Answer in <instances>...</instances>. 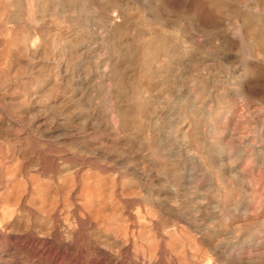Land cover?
Wrapping results in <instances>:
<instances>
[{
    "label": "rangeland",
    "instance_id": "obj_1",
    "mask_svg": "<svg viewBox=\"0 0 264 264\" xmlns=\"http://www.w3.org/2000/svg\"><path fill=\"white\" fill-rule=\"evenodd\" d=\"M148 1L150 2V0H146L147 3L145 6L138 7L146 10V12H152L155 16L159 15L164 20H168V22L171 21V24L169 25L177 24L179 27V36H181V38H185L187 40V44L190 46L188 54H197L198 57L202 54H206L207 58L210 60L209 61L207 59L208 61L205 60V62L202 60H198L199 62L195 61L193 64L194 66L192 65L189 67V69H186L184 74L187 75L186 77L190 82L185 81L186 85L184 83L178 93L173 95L175 101H185L186 98L189 95H192L193 92V95L196 94L197 96H195L196 99L194 104H191L193 109H197L199 106V109H202V107L205 105L203 110L207 109L206 112H210V109L211 112L215 111V113H217L221 107L224 110V115H222L223 117L216 115L219 119L216 118V120H212L214 122L218 121L219 124L217 122L215 123L218 125V127L214 124V122L211 124V121V125L204 123V125H200L202 127L198 126L201 129L197 127L196 132L194 130L191 134H189L190 142L196 143V145H198L199 148H202V150L205 149V152H208L209 154V158L207 154L205 155L206 161L199 163L195 159H188V157H185L187 154L182 147H173L172 151L176 154L168 160V168L166 167L161 169V171H158L161 174H159V177H157L152 175L156 172L154 169L150 168V157H146V155L144 156V153H142L144 150L142 144L145 142L146 138L154 139L155 134L153 135L152 132H150L151 134L148 133L145 135L131 132L129 133L128 129L131 130L132 124V121L129 118L122 117L123 120L120 122V127L123 129V131L126 129L124 132H127L123 138H119L120 140L113 139V141L110 142L109 137H112L110 133L105 131L99 133L89 131L87 132L86 129H83L82 131L79 130V133L76 135L72 136L71 134L70 136H65L62 134L66 133L64 129L60 130L63 128V124L61 127L59 118L53 116V113L55 114L54 110H56V105L47 110V115L44 109V119L42 122H39L41 124H37V116L34 117V115L31 114H28V116L26 114L24 115L22 114V109L15 110V112L13 109H11V106L6 103V98L2 95V93H0V264H176L177 256L175 253L177 251H171L170 246L173 245L174 242H178V239H181L184 242L199 241L201 243H207L208 245L213 243L218 248H216L215 252L218 253L219 251V253L218 255L216 253H213L214 255L211 254L212 256L209 255L208 259H210L205 261L207 262L206 264H264V229L261 228V226L264 228V225H262L264 222V56L263 53L262 55L260 53L264 50L261 51L260 47L258 49V46H255V44L251 41H254V38L256 37L258 38V33L260 31L262 32L264 29V0H217L216 4L218 5L213 3L215 8L217 7L220 9V5L223 3V6L225 7L224 9L222 6L223 8L218 11L220 16L218 13H216L217 10H214L215 8L212 5L211 0H159L158 5L157 2L154 6L152 5L153 8L156 6L155 8L159 10H157L158 12L155 8V10L151 9L152 6L151 4L148 5ZM195 1L197 3L199 1V3L197 4ZM218 1H220V4ZM230 1L233 2L230 3ZM236 2H239V4ZM231 5L232 7H235L236 5L237 6L235 8H230ZM191 8H193L195 11L192 12L193 9ZM200 8L202 10L204 9L203 14L198 13ZM207 8L211 9V11H214H212V15L209 12L210 10ZM255 8L258 10V12L255 10ZM163 9H165L166 12ZM227 10L230 12V14H228ZM234 10L236 12H233ZM243 10V14L250 13L249 15L252 16L254 14L255 19H250L251 22H248L247 26L246 24L242 23L243 21H241L242 18L240 15ZM207 11L209 15L207 14ZM254 11L257 12V15H255ZM231 12L234 14L236 13L237 17H235L236 14L235 16L233 14V17L228 16L231 15ZM214 13H216L218 17ZM165 16H169L170 18H166ZM257 17H260L259 21H261L260 24H257L260 26L262 23V27L257 25L259 27L257 28L260 30L255 28L254 22H256L255 20H257ZM251 23H253V27L250 26ZM232 24H234V26ZM62 25L63 26L61 27L64 28L63 30L61 28V31L63 32L64 38L68 40L67 43L74 44L72 42L76 40V36L73 34V28H71V26L69 27L70 24L68 23L67 25L66 23ZM249 26L251 28H249ZM237 27H240L241 29H238ZM234 28H236V30ZM247 28L251 31H248ZM254 28L259 32H256ZM67 30H69L71 33ZM233 30L236 31L235 33L237 34H233ZM238 30L241 32H238ZM209 31L211 33H209ZM247 34L248 36H245ZM249 34L253 39L249 37ZM239 36L242 38H239ZM215 38L220 39L215 40ZM245 38L247 40L251 38L250 41L248 40V45V41ZM260 39L261 38H258V40ZM243 41H246V43ZM102 42L103 41L98 43L99 45L95 47V53L99 56L105 55L107 50V48H105L106 41L103 42V45ZM101 45L104 46L103 49ZM204 46L209 50H207ZM201 49L202 51L205 50L203 51L204 53L201 51ZM255 49H258V51ZM97 50H100L101 52H97ZM211 50H213V52ZM214 54L216 55L213 56ZM255 55H257V58ZM260 55L263 58L260 57ZM200 63H204L202 65H205V69ZM201 67L204 70H200ZM196 68L199 71H197ZM174 71H176V69ZM181 73L183 74V72ZM190 76H194V79L190 78ZM193 80L194 82H192ZM72 82L73 80H69L68 83L62 84V89L69 90V86L72 85ZM191 82L194 85H190L189 83ZM198 85L205 89H201V91L199 89L201 87ZM96 87L97 86L95 85L93 86L89 84L86 86V90L90 96H94H92V98H94V101L96 100V103L99 104L101 102L99 107L102 110L109 111L111 106L106 102L107 99L105 96L99 97L104 95L103 93H100L99 91L100 95H97L98 89ZM164 87V91L162 89L161 92L164 94L168 93L170 90L169 86L166 85ZM139 88H141V86H139L138 89ZM196 90L199 92H197L198 95L197 93H194ZM218 91L222 92H219V94ZM223 93H225V95ZM221 99H223V102L220 101ZM153 101V99H148L145 105L146 107L144 113L146 112L147 114H150L158 108V105L155 103V101ZM196 103L197 105H195ZM216 103L220 104L217 105ZM222 103L224 105H222ZM148 108L151 112L148 110ZM216 109L218 110L216 111ZM227 109H231V111ZM20 113L21 115H18ZM146 113L143 114L144 118H146ZM20 116L22 117L20 118ZM224 116H227L226 119H224ZM29 117L32 121L29 120ZM228 118H230L231 121L228 120ZM43 121L46 122L47 126ZM48 123H51V125ZM122 123L125 125L124 127H122ZM58 124L60 128L58 127ZM44 125L45 127H42ZM212 130H216L218 132H213ZM80 131L83 133L81 134ZM198 131H201V133ZM209 131L213 133L209 135ZM96 134L98 136H94ZM129 134L130 136H128ZM41 135L43 137L45 136V139H42ZM192 135L197 139L195 137L193 138ZM49 136H52L54 139H49L52 138ZM133 136L137 138H134ZM143 136L147 137L145 138ZM209 136H211V138ZM46 138L48 139L46 140ZM125 138H128L130 141V147H128L131 149L130 152L133 151V155L132 153L128 152L129 150L126 151L125 149L124 152L122 151L124 154L120 156V154L115 151L120 150L114 149L112 147V145H115V147L120 144L122 145V140ZM206 138H210L212 141L209 139L207 140ZM214 138H218V142L215 140L213 142ZM136 140L139 141L137 142ZM73 141H76L74 143L77 145V147H75L74 143H72ZM99 141H102V143ZM201 141L206 144V146L207 144L209 145L206 147ZM103 142L106 144L108 143V145ZM98 143H100L99 147L97 145ZM109 143H111V145ZM113 143H116L117 145ZM69 148H71V150ZM88 148L89 151L86 150ZM135 148L137 154L134 153V150H132ZM71 151H73V153ZM93 152H95L96 155ZM101 152L103 154L105 153L103 157L106 155L107 156L105 158H101ZM163 152L165 154L167 153V155H171L169 151ZM67 156L69 158H67ZM115 158H117L118 161L115 160ZM131 162L134 164V166ZM212 162L214 164H212ZM125 163H127V166ZM55 164L58 166L57 168ZM140 164H144L145 166H141ZM211 164L212 166L214 165V168L211 167L213 169H210ZM204 165H207L208 167ZM76 166L80 167H78L79 170L75 176L76 179H72V177H70V170L77 168ZM53 169L56 170L54 171ZM145 169H147V172L150 170V172L147 174ZM202 170L205 171L203 172ZM213 170L215 171L213 172ZM170 171L174 172L175 175H181L182 173L184 177L187 176L186 179L188 180L185 181L184 179L183 181H176L175 178L172 179ZM177 171L180 173L178 174ZM144 172L146 173L144 174ZM228 172H231L232 175ZM209 174L214 176H210ZM147 175H150L148 181L145 180ZM195 179H197V181H194ZM199 180L200 182L198 183ZM163 181H168L169 183ZM152 183L154 185L158 184L153 186L155 189L152 187ZM160 184L162 186H160ZM186 186H192L190 190L194 189L195 191L192 190L193 192L191 195L186 193ZM165 187L167 188L165 189ZM94 190L96 191L94 192ZM147 192L150 195H157V192H159L158 205L160 206L154 207V205L145 203L143 198L148 195ZM183 195H187V200H189L187 202H189L190 206L194 204L191 209H188V213H186V215L194 216L196 219L194 220L195 223H198L199 225H209V231L207 230L206 233L199 235V230L194 229L193 227L195 224L194 221L190 222L189 220L170 214L169 206H165L170 198L172 199V197H176L180 199L183 198ZM219 196L221 198L218 200ZM235 198H237V202L241 201V198L243 201L237 203ZM206 199H208L209 202ZM227 201H230L231 203ZM242 202L244 205H241ZM246 202L250 204H246ZM237 204L239 205L237 206ZM225 205L227 207H225ZM235 206H237V214L234 213L233 207ZM211 208L213 210L212 212ZM245 210L248 213H246ZM255 210L258 211L255 212ZM230 211L233 215L230 213ZM228 213H230L233 217H231ZM195 214L198 217L195 216ZM225 214L227 217L224 216ZM218 215H220V218ZM214 217L215 220L213 219ZM225 218L230 220L226 221ZM251 218L253 221H251ZM258 218L259 220H257ZM243 221H245V224L247 225H244ZM238 222L242 223H240L242 226H238L239 228H237V225H239ZM213 223L216 224L214 225ZM256 223L257 225H255ZM240 227L243 228L241 229ZM251 229L252 231L254 230L253 233ZM244 230L248 231L249 233L247 234V232ZM211 237L212 239H210ZM233 243H236L235 245L237 246L235 247ZM154 246L157 247V249L155 248L157 252L154 250ZM249 248L251 250H249ZM252 250H255L256 253H254L255 251L253 252ZM259 257H261V260ZM248 258H251V261Z\"/></svg>",
    "mask_w": 264,
    "mask_h": 264
},
{
    "label": "bare ground",
    "instance_id": "obj_2",
    "mask_svg": "<svg viewBox=\"0 0 264 264\" xmlns=\"http://www.w3.org/2000/svg\"><path fill=\"white\" fill-rule=\"evenodd\" d=\"M158 1L159 0H150V2L148 1L149 2L148 5L151 4V6L152 5L154 6L156 4V2L158 5ZM200 1H202V0H200ZM216 1L217 0H211L212 5H213V3L216 4ZM220 1H223V0H220ZM220 1H218L219 4H220ZM231 2H233V1H230V3ZM146 3H147L146 0H0V93H2V95L6 98V100H5L6 103H8L11 106V109H13L14 111L18 110V109H20V110L22 109V114H24V115L26 114L28 116V114H31V115H34V117L37 116L38 117L37 124L39 122H42V120L44 119V117H43L44 113L46 112V115H47V110L51 109L54 105H56V108H55L56 110H54L55 114L53 112L52 113H53V116H56L59 118V123L61 124V127L63 124V128L60 130L64 129V131L66 133H62V134L65 136L66 135L70 136L71 134H72V136L76 135L79 133V130L82 131L83 129L84 130L86 129L87 132L89 131V132H94V133L95 132L99 133V132L105 131V132H108L112 135V137H109L110 142H112L113 139L118 140L119 138H123V136L126 135L127 131L124 132L126 130L125 128H124L125 130L123 131V129L120 127V125H121L120 122H122V120H123L122 117L129 118L132 121L131 130L128 129L129 133L131 132V133H135V134L138 133L141 135H145V134L152 132L153 135L155 134L154 139H149V138L147 139L146 138L147 136H143L146 138V140L143 144L141 142L140 143L142 144V146L144 148V150L142 152V153H144V156L146 155V157H150L149 158L150 159V166H151L150 168L154 169V171L156 172L155 174H152V175L159 177V174H161V173H159L158 171H161V169L166 168L169 164L168 160L171 159L176 154L172 151L173 147H176V148L182 147L185 150V153L187 154L185 157H188V159L189 158L195 159L199 163L206 161L205 155H207L208 152L206 153L205 149L202 150V148H199L198 145H196V143L190 142L189 134H191L192 131H194V130L196 132V129L198 126L204 125V123L210 124V122L212 120H214V119L216 120V118H218V116H216V115H219L220 117L222 115H224V110L222 109V107L219 108V106H218L219 111L217 113H215V111L211 112L210 109H209L210 112H206L207 109L203 110V107L205 105L202 107V109H199L200 106L197 109H193L191 104L192 103L194 104V101L197 97L196 94L193 95V92H192V95H189L185 101H175V98L173 95L175 93H178V91L181 89L182 85L184 83L186 85V82L189 81V79L186 77L187 75L184 74L185 73L184 71L186 69H189V67H191L195 63V61L202 60L205 62V60H207L208 58H207L206 54L201 55V53H200L201 56H199V57L197 56V54L196 55H189L188 50L190 49V46H189V44H187V40L185 38H181V36H179L178 25L177 24L169 25V24H171L170 23L171 21L168 22V20H164L163 18H161V16H159V15L155 16V15H153L152 12H146V10L138 7V6L143 7L146 5ZM196 3H194V4H196ZM198 3H199V1H198ZM223 4L220 5L221 8L224 7ZM237 4H239V2ZM216 5H218V4H216ZM228 5H230V4H228ZM153 6L151 9L152 10L156 9V11H157L158 9L155 8L156 6L154 7L155 9L153 8ZM204 6H205V4H204ZM225 6H227V5H225ZM256 6H257V4H256ZM233 7L231 5L230 8H233ZM165 8H167V7H165ZM201 8L198 10L199 14H203L204 9L202 10ZM214 8H215V6H214ZM216 8L214 10L215 11L217 10L216 13H218V11H220L221 8L220 9H218V8L216 9ZM261 8H263V7H261ZM191 9H193V8H191ZM224 9H225V7H224ZM224 9H222V10H224ZM244 9H245V7H244ZM163 10L165 11V9H163ZM208 10H210L209 12L212 15L213 10L212 11H211V9H208ZM228 10H231V9H228ZM228 10H227V12H228ZM255 10H257V9L255 8ZM194 11L195 10L193 9L192 12H194ZM233 12H236V11L234 10ZM233 12H231V15H228V16L233 17V14H234ZM257 12H258V10H257ZM257 12L254 11L255 15H257L256 14ZM216 13H214V14L216 15ZM243 13H244V10L240 15V17L242 18L241 21H243L242 23L246 24V26H247L248 22H251L250 19L251 20L255 19L254 14L252 16V15H249L250 13L249 14H247V13L243 14ZM207 14H208V11H207ZM222 14H223V12H222ZM228 14H230V12H228ZM235 14H234V16H235ZM260 14H261V12H260ZM218 15H219V13H218ZM218 15H216V16L218 17ZM167 17H169V16H167ZM227 17H225V18H227ZM235 17H237V14ZM211 19H212V17H211ZM228 19H230V18H228ZM259 19H260V17H257V20H255L256 22H254L255 28H257L259 26L257 23L260 24V22H261V21H259ZM64 23H66V25H67V23L70 24L69 27L71 26V28H73L72 29L73 34L76 36L75 37L76 40L74 42H72L74 44H68L67 43L68 40H66L64 38L63 32L61 31V28H62V30L64 28V27H61V26H63L62 24H64ZM225 23H227V22H225ZM252 24L253 23H251L250 26L253 27ZM232 25L234 26V24H232ZM261 25H262V23H261ZM241 26H244V25H241ZM250 26H249V28H251ZM234 29L236 30V28H234ZM254 29H252V30H254ZM214 30H215V28H214ZM258 30H260V29H258ZM258 30H256V32ZM67 31H69V30H67ZM225 31H224V33H225ZM228 31H230V30H228ZM248 31H251V30L248 29ZM205 32H207V31H205ZM216 32H217V30H216ZM235 32L236 31L233 30V34ZM238 32H241V31L238 30ZM253 32H255V31H253ZM260 32L258 33L259 35H257L258 38H261L260 40H258L257 37H256L257 39L254 38V41L251 40L252 37L250 36V34H249V37H251V38L248 40L249 41L251 40L255 44V46H258V49L260 47L261 51H262V50H264V29L262 30L261 33ZM209 33H211V32L209 31ZM249 33H252V32H249ZM203 34H205V33H203ZM235 34H237V33H235ZM65 35H67V34H65ZM245 36H248V34ZM254 36H255V34H254ZM260 36H262V37H260ZM71 37H72V35H71ZM220 38H218V39H220ZM239 38H242V37L239 36ZM216 39L217 38H215V40ZM237 39H238V37H237ZM101 41H103V42L106 41L105 48H107V50L104 48L106 50V54L103 56L102 55L99 56L95 53V47H97V45H99L98 43H100ZM249 41L247 42V45H248ZM103 42H102V45H103ZM208 42H209V40H208ZM243 42L246 43V41H243ZM211 43H209V44H211ZM103 47L104 46H102V49H103ZM216 48H217V46H216ZM206 49L209 50L208 48H206ZM258 49L257 50L255 49V50L258 51ZM98 51H100V50H97V52ZM201 51H202V49H201ZM203 51H205V50H203ZM211 51L213 52V50H211ZM217 53H219V52H217ZM260 53H261V55L263 53V56H264V51H262ZM256 54H258V53H256ZM215 55L216 54H214L213 56H215ZM261 55H260V57H262ZM255 57L257 58V55H255ZM263 60H264V58H263ZM200 64L202 65L204 63H200ZM208 64H209V62H208ZM204 67H205V65L203 66V68ZM203 68L201 67V69L200 68L199 69L202 70ZM175 69H176V71H174ZM196 70H197V68H196ZM197 71H199V70H197ZM181 72H183V74ZM188 74H189V72H188ZM193 77L190 76V78H193ZM69 80L70 81L73 80L72 85L69 86V90H67L66 87H65L66 90L62 89L61 85L64 83H68ZM203 80H205V79H203ZM192 82H194V80ZM192 82L189 84L190 85L193 84ZM89 84L93 85V86L94 85L97 86L96 87L98 89L97 95L99 94V91H100V93L104 94L101 96H99L100 95L99 94L98 96L99 97L105 96V98L107 99L106 102L111 106L109 111L102 110L99 107V104L101 102L99 104L96 103L95 102L96 100L94 101L93 100L94 98H92L93 95L91 94L92 96H90V94H88V92L86 90V86H88ZM166 85L169 86L170 90L168 93L164 94L161 91H162L163 87ZM195 85H196V83H195ZM139 86H141V88L138 89ZM198 86H200V85H198ZM187 89H188V87H187ZM199 89L201 90V89H205V88L201 87ZM233 90H235V89H233ZM236 90H237V88H236ZM163 91H164V89H163ZM197 92H198V90H196V92H194V93H197ZM213 92H215V91H213ZM219 92L221 93L222 91H218V93ZM198 93H197V95H198ZM223 94L225 95V93H223ZM236 98H238V97H236ZM148 99H151V100L153 99L155 101V103L158 105V108L156 106H154L157 109L155 111H153L152 113H150L151 111L148 108V110L150 111V112L149 111L148 112L150 114H147L145 112L147 115H146V118H144L143 114H145L144 110H145V107H146L145 105H146ZM222 100L223 99H221L220 101H222ZM217 102H219V101H217ZM219 104H217V105H219ZM195 105H197V103ZM222 105H224V104L222 103ZM44 109H45V112L43 111ZM217 110L218 109H216V111ZM227 110L231 111V109H227ZM9 111H11V110H9ZM18 115H21V113ZM228 115H230V114H228ZM22 116H20V118ZM226 117L227 116H224V119H226ZM30 119L31 118L29 117V120ZM208 119H209V121H208ZM228 120H230V118H228ZM30 121H32V120H30ZM43 122H45V121H43ZM213 122L214 121H212L211 124ZM216 122L218 123V121H216ZM216 122H214V124ZM19 123H21V122H19ZM51 123L50 124L48 123V124L51 125ZM39 124H41V123H39ZM45 124H46V122H45ZM49 125H48V127H49ZM122 125H123V123H122ZM215 125L218 127L217 124H215ZM215 125H214V127H215ZM46 126H47V124H46ZM124 126L125 125H123L122 127H124ZM42 127H45V125ZM48 127H47V129H48ZM58 127H59V124H58ZM200 127H202V126H200ZM200 127H198V128H200ZM55 128H56V126H55ZM34 129H35V127H34ZM31 130H32V127H31ZM205 130H207V129H205ZM216 130H214V131H216ZM209 132H210L209 135L211 133H213L211 131H209ZM216 132H218V131H216ZM82 133L83 132H81V134ZM199 133H201V131ZM202 133H203V131H202ZM207 134H208V132H207ZM193 135H195V134H193ZM193 135H192V137L194 138L195 136H193ZM55 136H57V135H55ZM60 136H62V135H60ZM94 136H98V135L96 134ZM100 136H101V134H100ZM128 136H130V134ZM2 137H3V135H2ZM41 137L43 139L45 136L43 137L41 135ZM49 137H52V136H49ZM58 137H59V134H58ZM90 137H91V134H90ZM209 137L211 138V136H209ZM70 138H72V137H70ZM134 138H137V137H134ZM210 138H208V139L211 140ZM215 138L213 139V142H214V140L216 142H218V140H217L218 138L217 139H215ZM47 139L48 138H46V140ZM49 139H54V138L52 137ZM102 141H104V140H102ZM102 141L101 142L99 141V142L102 143ZM199 141H200V139H199ZM52 142H50V143H52ZM74 142H76V141H73L72 143H74ZM122 142H123L122 145L121 144L117 145L116 144L117 142L113 143V144L117 145L116 147H115V145L114 146L112 145V147L114 149H119L121 151L120 152V151L115 150L117 153L120 154V156H122V154H124V153H122V151L124 152L125 149H126V151L129 150L128 152H130V150H131V149H129L130 141L128 138L123 139ZM100 143L97 144L98 147H99ZM103 143H105V142H103ZM109 144L111 145V143H109ZM74 145H75V143H74ZM106 145H108V143ZM110 145H109V148H110ZM135 145H136V143H135ZM204 145L206 146V144H204ZM208 145L209 144H207V146ZM200 146H203V145H200ZM75 147H77V145H75ZM112 147H111V149H112ZM210 147H212V146H210ZM89 148H93V147H89ZM89 148L86 150L89 151ZM100 148H101V146H100ZM106 148H107V146H106ZM165 148H167V149H165ZM256 148H257V146H256ZM69 149L71 150V148H69ZM132 150L135 151L136 148L132 149ZM219 150H220V148H219ZM74 151H75V149H74ZM105 151H106V149H105ZM152 151H153V155H152ZM163 151H169L171 155H167V153L165 154ZM46 152H47V150H46ZM71 152L73 153V151H71ZM132 152H130V153H132ZM140 152H141V150H140ZM255 152H256V150H255ZM93 153H95V152H93ZM134 153L137 154L136 151ZM104 154L103 153L101 154L102 155L101 158L104 156ZM253 154H255V153H253ZM95 155H96V153H95ZM132 155H133V153H132ZM37 156H39V155H37ZM105 157H103V158H105ZM141 157H142V155H141ZM220 157H221V155H220ZM45 158H44V160H45ZM67 158H69V157L67 156ZM208 158H209V154H208ZM1 160H2V158H1ZM4 160H5V158H4ZM46 160H47V158H46ZM110 160H111V158H110ZM115 160H117V158H115ZM208 162H210V161H208ZM141 163H143V162H141ZM56 164H55V166H56ZM125 164L127 166V163H125ZM132 164H131V166H132ZM144 164H145V162H144ZM144 164L143 165L140 164V165L145 166ZM212 164H214V163L212 162ZM212 164L210 166V169L214 168L213 167L214 165L212 166ZM133 166H134V164H133ZM146 166H147V164H146ZM180 166H181V164H180ZM184 166H185V164H184ZM204 166H207V165H204ZM215 166H217V165H215ZM57 167L58 166H56V168ZM76 167L77 168L70 170L71 171L70 177H72V179L75 178V176L79 170L78 167H80V166H76ZM211 167H213V168H211ZM42 168H44V167H42ZM201 168H202V165H201ZM53 170L55 171L56 169H53ZM142 170H144V169H142ZM146 170L147 169H145V171ZM148 171L150 172V170H148ZM179 171H177L178 174L181 172V171L180 172ZM214 171L215 170H213V172ZM48 172H51V171H48ZM146 172H144V174ZM149 172H147V174ZM199 172H200V170H199ZM165 173H166V171H165ZM186 173H187V171H186ZM228 173H231V172H228ZM142 174H143V171H142ZM142 174H140V175H142ZM231 175H232V173H231ZM149 176L147 175L145 180L148 181ZM160 176H162V175H160ZM171 176H172V179L175 178L176 181H178V180L183 181L184 179H185V181L188 180V179H186L187 176L184 177L182 175V173H181V175H175L174 172H171ZM197 176H198V174H197ZM212 176H214V175H212ZM194 181H197V179H195ZM163 182H166V181H163ZM199 182H200V180L198 181V183ZM201 182H202V180H201ZM192 184H193V182H192ZM156 185H158V184H156ZM156 185L153 184L152 187L156 186ZM160 186H162V185L160 184ZM173 187H174V184H173ZM191 187H187V186L185 187L186 191H187L186 193H188L190 195L193 192L192 190H194V189L190 190ZM89 188H91V187H89ZM166 188L167 187H165V189ZM225 188H226V186H225ZM170 189H171V187H170ZM221 190H222V188H221ZM95 191L96 190H94V192ZM175 191H176V189H175ZM183 191H182V193H183ZM206 191H207V189H206ZM215 191H217V190H215ZM202 192H203V190H202ZM223 192H225V191H223ZM158 193L159 192H157V195H152V194L150 195L148 193V195H146L143 198V200L145 201V203H148L150 205H154V207L160 206V205H158V201H159L158 200V197H159ZM184 193H185V191H184ZM88 194H91V193H88ZM182 197L184 199L183 198L178 199L176 197H172V199L170 198L168 200V203L165 204V206L166 207L169 206L170 214L177 216L179 218L181 217L183 219H186V220H189L190 222H192V221L196 220L195 217L190 216V215H186V213H188V209H191V207H193L194 204L192 206H190L189 202H187V201H189V200H187V195H183ZM228 197H230V196H228ZM220 198L221 197L219 196L218 200ZM226 198H227V196H226ZM242 198H241V201H243V199H244V198L243 199ZM238 199H239V197H238ZM206 200H208V199H206ZM236 200H237V198H235V201ZM257 200H259V199H257ZM241 201H239V202H241ZM208 202H209V200H208ZM225 202H223V203H225ZM227 202H230V201H227ZM239 202H237V203H239ZM244 202H245V200H244ZM242 204H243V202L241 203V205ZM246 204H250V203L246 202ZM238 205L239 204H237V206ZM237 206L233 207L234 213L238 212L236 209ZM212 207H213V203H212ZM225 207H227V206L225 205ZM161 208H162V206H161ZM231 209H232V207H231ZM231 209H228V210H231ZM242 210H244V209H242ZM212 211L213 210L211 208V212ZM221 211H220V213H221ZM225 211H227V210H225ZM257 211L255 210V212H257ZM245 212H246V210H245ZM230 213H231V211H230ZM230 213H228V214H230ZM246 213H248V212H246ZM95 214H98V213H95ZM231 214H230V216H231ZM254 215H255V213H254ZM195 216H197V215L195 214ZM218 216L220 218V215H218ZM224 216H226V214ZM231 217H233V216H231ZM213 219L215 220V217ZM218 219H216V220H218ZM225 219H226V221L230 220V219L227 220V218H225ZM257 220H259V218ZM251 221H253L252 218H251ZM251 221H250V223H251ZM203 222H204V220H203ZM223 222H225V221H223ZM243 222H244V225H247V224H245V221H243ZM177 223H178V221H177ZM194 223H195V221H194ZM240 223H239V225L236 224L237 228H239L238 226H242V225H240ZM224 224H227V223H224ZM261 224H262V221H261ZM255 225H257V223ZM262 225H264V222ZM183 227H185V226H183ZM193 227H194V229L199 230L198 234L200 235L202 233H206V231L209 228V225H205V224L199 225L198 223H195ZM233 227H234V225H233ZM261 228L264 229L262 226H261ZM228 230H230V229H228ZM246 230H244V231H246ZM255 230H256V228H255ZM248 231H249V229H248ZM248 231H246L247 234L249 233ZM251 231H252V229H251ZM253 231H252V233H253ZM40 232H41V230H40ZM211 233H213V232H211ZM252 233H250V234H252ZM38 234H40V233H38ZM236 234H237V232H236ZM199 235H196V236H199ZM258 236H259V234H258ZM210 239H212V237ZM234 241H235V239H234ZM250 241H251V239H250ZM211 244H213V243H211ZM211 244L208 245L207 243H204V242L201 243L199 241L184 242L183 240L178 239V242H174L173 245H171L170 247H171V251H173V252L177 251L175 253L177 256L176 264L177 263L178 264H196V263L197 264L198 263L203 264L205 261H208L210 259V258L208 259L209 255H211V254L214 255L216 253L215 250L217 247L214 244L213 245H211ZM235 244L233 243V245H235ZM239 244H240V242H239ZM217 246H219V245H217ZM236 246L237 245H235V247ZM244 247H246V246H244ZM155 248L157 249V247L154 246V250H155ZM249 250H251V249L249 248ZM218 253H219V251H218ZM218 253H216V254L218 255ZM254 253H256V251ZM257 255H260V254H257ZM260 258L261 257H259V259ZM175 259H176V257H175ZM172 262H174V261H172ZM206 263L207 262H205L204 264H206Z\"/></svg>",
    "mask_w": 264,
    "mask_h": 264
}]
</instances>
